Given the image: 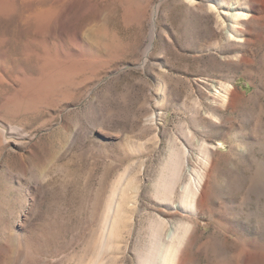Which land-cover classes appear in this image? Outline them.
<instances>
[{"label":"rangeland","instance_id":"obj_1","mask_svg":"<svg viewBox=\"0 0 264 264\" xmlns=\"http://www.w3.org/2000/svg\"><path fill=\"white\" fill-rule=\"evenodd\" d=\"M168 256L264 264V0H0V264Z\"/></svg>","mask_w":264,"mask_h":264},{"label":"bare ground","instance_id":"obj_2","mask_svg":"<svg viewBox=\"0 0 264 264\" xmlns=\"http://www.w3.org/2000/svg\"><path fill=\"white\" fill-rule=\"evenodd\" d=\"M239 15H241V14H239ZM168 253H169V252H168ZM164 256H165V255H164ZM166 262H168V263L171 262V264H174V257H170V256H168L167 259H166Z\"/></svg>","mask_w":264,"mask_h":264}]
</instances>
